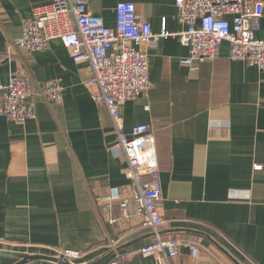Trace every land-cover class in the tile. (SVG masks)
I'll return each instance as SVG.
<instances>
[{"label": "crops", "instance_id": "crops-1", "mask_svg": "<svg viewBox=\"0 0 264 264\" xmlns=\"http://www.w3.org/2000/svg\"><path fill=\"white\" fill-rule=\"evenodd\" d=\"M122 1L135 4L155 33L164 22L171 33L183 29L173 0L86 5L114 27ZM49 3L0 0V83L27 73L35 88L55 78L63 86L61 102L37 95L36 118L21 125L0 115V249L50 256L60 247L80 249L86 254L75 264H94L110 251L109 238L121 245L152 231L140 226L134 203L123 212L117 202L100 201L111 187L130 198L131 184L114 148L110 114L94 100L98 88L86 83L87 63L74 61L59 38L37 51L15 45L23 20ZM255 35L264 37L263 19ZM141 49L149 56L151 87L122 106V119L125 133L144 123L156 141L164 218L158 235L179 244L169 263L264 264V71L232 60L227 41L193 69L184 64L188 48L177 36ZM155 238L117 253L125 264H156L137 253ZM14 261L0 256V264Z\"/></svg>", "mask_w": 264, "mask_h": 264}, {"label": "built area", "instance_id": "built-area-1", "mask_svg": "<svg viewBox=\"0 0 264 264\" xmlns=\"http://www.w3.org/2000/svg\"><path fill=\"white\" fill-rule=\"evenodd\" d=\"M88 0H50L46 6L34 9L23 20L20 36L15 40L19 49L37 51L47 48L59 38L76 62L87 63L88 85H95L101 101L110 114L116 135L114 148L126 161L124 175L130 180L131 197L124 199L117 187H111L101 202H117L125 212L134 203L142 216L140 226L151 230L156 238L137 249L138 255L151 256L156 264H170L178 254L179 244L159 237L164 218L160 213L162 199L156 141L149 125L133 126L124 132L122 106L145 94L151 87L149 56L141 49L146 45L156 49L161 39L179 37L188 48L184 64L193 69L196 62L210 61L218 55L222 42L229 44V57L242 60L259 71H264V37L258 38L263 19L264 0H173L176 18L182 24L180 32L171 33L166 24L157 33L149 21L142 20L132 2L116 3L115 26L109 27L101 16L87 9ZM7 83H0V115L21 125L36 118L35 100L41 95L46 100L61 102L63 86L59 79L39 83L35 88L27 73H11ZM149 108L148 105H145ZM212 128V126L210 127ZM255 165V168H260ZM113 237L107 241L112 250L118 245ZM196 254L195 246H189ZM86 253L80 249L60 247L55 255L60 263L75 264ZM108 264H125L120 253H115Z\"/></svg>", "mask_w": 264, "mask_h": 264}, {"label": "water", "instance_id": "water-1", "mask_svg": "<svg viewBox=\"0 0 264 264\" xmlns=\"http://www.w3.org/2000/svg\"><path fill=\"white\" fill-rule=\"evenodd\" d=\"M159 234H160V232H159ZM148 235L154 236V233L152 232V233H149ZM148 235H146L144 237H140V238L130 240L128 243H125V244L116 245V247L112 248V250H110L108 253L97 258L95 260V262L100 261V260L107 258L109 256H112V254H115L116 252H119L122 249L128 248L129 246L140 242L143 238H146ZM0 256L6 257V258H9V257L13 258L15 261L11 264H28V263H31L34 261H39V262L46 261V262H50L53 264H71L68 261H64V262L60 263L59 259L56 256H50V255H46V254L42 255V254L29 253V252L25 253V252H20V251H16V250H10V249L9 250L0 249ZM228 257L231 258L229 255H228ZM232 260H234L237 263V261L235 259H232ZM95 262H94V264H95ZM237 264H239V263H237Z\"/></svg>", "mask_w": 264, "mask_h": 264}]
</instances>
